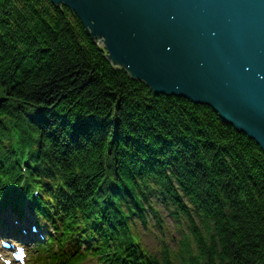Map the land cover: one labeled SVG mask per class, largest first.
<instances>
[{"label": "trees", "instance_id": "16d2710c", "mask_svg": "<svg viewBox=\"0 0 264 264\" xmlns=\"http://www.w3.org/2000/svg\"><path fill=\"white\" fill-rule=\"evenodd\" d=\"M26 113L73 193L71 211L92 208L112 183L110 211L127 260L145 257L129 232L131 213L146 208L165 235L156 212L164 200L174 224L191 217L190 235L154 264H264V154L256 143L208 106L154 95L115 67L65 6L0 0V169L8 120Z\"/></svg>", "mask_w": 264, "mask_h": 264}, {"label": "water", "instance_id": "95a60500", "mask_svg": "<svg viewBox=\"0 0 264 264\" xmlns=\"http://www.w3.org/2000/svg\"><path fill=\"white\" fill-rule=\"evenodd\" d=\"M157 96L211 108L264 154V0H48Z\"/></svg>", "mask_w": 264, "mask_h": 264}, {"label": "rangeland", "instance_id": "374dc122", "mask_svg": "<svg viewBox=\"0 0 264 264\" xmlns=\"http://www.w3.org/2000/svg\"><path fill=\"white\" fill-rule=\"evenodd\" d=\"M95 41H97L96 39H95ZM99 45H101L102 46V44H99ZM103 47V46H102ZM143 83V82H142ZM145 86H146V84H145ZM147 87V86H146ZM148 88V87H147ZM150 90V89H149ZM151 91V90H150ZM152 92V91H151ZM153 93V92H152ZM154 94V93H153ZM155 95V94H154ZM157 96V95H156Z\"/></svg>", "mask_w": 264, "mask_h": 264}, {"label": "bare ground", "instance_id": "6f19581e", "mask_svg": "<svg viewBox=\"0 0 264 264\" xmlns=\"http://www.w3.org/2000/svg\"><path fill=\"white\" fill-rule=\"evenodd\" d=\"M0 236H2V235H0Z\"/></svg>", "mask_w": 264, "mask_h": 264}]
</instances>
